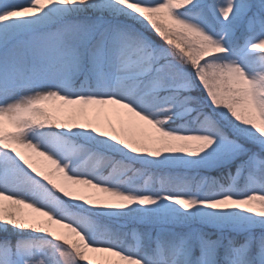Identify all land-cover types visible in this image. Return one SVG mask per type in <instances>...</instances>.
<instances>
[{
  "label": "snow or ice",
  "instance_id": "1",
  "mask_svg": "<svg viewBox=\"0 0 264 264\" xmlns=\"http://www.w3.org/2000/svg\"><path fill=\"white\" fill-rule=\"evenodd\" d=\"M0 264H264V0H0Z\"/></svg>",
  "mask_w": 264,
  "mask_h": 264
},
{
  "label": "trees",
  "instance_id": "2",
  "mask_svg": "<svg viewBox=\"0 0 264 264\" xmlns=\"http://www.w3.org/2000/svg\"><path fill=\"white\" fill-rule=\"evenodd\" d=\"M152 38H153L154 40H157V42H159L158 38H157L155 35H153Z\"/></svg>",
  "mask_w": 264,
  "mask_h": 264
}]
</instances>
